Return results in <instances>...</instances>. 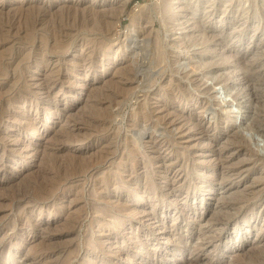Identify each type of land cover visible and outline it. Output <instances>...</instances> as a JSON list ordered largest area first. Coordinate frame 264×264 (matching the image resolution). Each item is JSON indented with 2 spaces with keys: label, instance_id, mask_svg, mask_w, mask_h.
I'll return each instance as SVG.
<instances>
[{
  "label": "rangeland",
  "instance_id": "374dc122",
  "mask_svg": "<svg viewBox=\"0 0 264 264\" xmlns=\"http://www.w3.org/2000/svg\"><path fill=\"white\" fill-rule=\"evenodd\" d=\"M124 1L0 0V264H264V0Z\"/></svg>",
  "mask_w": 264,
  "mask_h": 264
},
{
  "label": "bare ground",
  "instance_id": "6f19581e",
  "mask_svg": "<svg viewBox=\"0 0 264 264\" xmlns=\"http://www.w3.org/2000/svg\"><path fill=\"white\" fill-rule=\"evenodd\" d=\"M126 2H127V1L125 0V1L123 2V5H125ZM168 3H169V2H168ZM166 4H167V3H166ZM89 13H90V12H89ZM30 14H31V13H30ZM32 14H33V13H32ZM148 14H149V13H148ZM26 16H27V15H26ZM82 16H83V15H82ZM94 16H95V15H94ZM33 17H34V16H33ZM141 17H143V15H141L140 18H141ZM145 17H146V15H145ZM25 18H26V17H25ZM29 18H30V17H29ZM31 18H32V17H31ZM62 18H63V17H62ZM81 18H82V17H81ZM98 18H99V17H98ZM147 18H148V17H147ZM7 19H8V18H7ZM38 20H39L38 17H37L36 19L32 18V20H26V25H25V28H24V29H25L24 31H25V33H26V34H25L26 36L24 37L25 42H27V43H32V42H34V41L36 40V38H38V36H37V32H36V31H37V26H38V24H37ZM40 20H41V19H40ZM140 20H141V19H140ZM80 21H81V20H80ZM104 21H105V20H104ZM106 21H107V20H106ZM0 22H1V21H0ZM108 22H110V21L108 20ZM108 22H106V23L108 24ZM103 23H104V22H103ZM107 24H106V25H107ZM12 25H13V24H12ZM12 25H11V26H12ZM106 25H105V26H106ZM109 25H110V24H109ZM102 26H103V25H102ZM80 27H81V26H80ZM82 27H83V25H82ZM110 27H111V25H110ZM10 28H11V27H10ZM10 28L8 27V29H7L6 31L10 30ZM53 28H54V27H53ZM98 28H99V27H98ZM58 29H60V28H58ZM100 29H101V28H100ZM54 30H55V28H54ZM54 30H53V31H54ZM56 31L59 32V30H56ZM56 31L53 32V35H52V36H55L54 33H55ZM100 31H101V30H100ZM4 32H5V31H4ZM8 32H10V31H8ZM68 32H69V31H68ZM106 32H107V30H106ZM50 33H51V32H50ZM59 33H60V32H59ZM6 34H7V32H6ZM9 34H10V33H9ZM56 34H57V33H56ZM0 35H1V34H0ZM7 36H8V35H7ZM41 36H42V40H43V41H46V35H41ZM56 36H57V35H56ZM5 37H6V36H5ZM57 37H58V36H57ZM55 40H56V39H55ZM43 41H41V43H42ZM57 43H58V42H57ZM55 44H56V43H55ZM60 44H63V43L60 42ZM43 45H45L44 49H45V52H46V48H47V46H46V44H43ZM52 46H53V45H52ZM57 46H58V45H57ZM63 46H64V45H63ZM96 46H97V45H96ZM54 47H55V45H54ZM40 49H41V48H40ZM44 49H43V51H44ZM8 50H9V49H8ZM103 50H104V49H103ZM43 51H42V52H43ZM98 51H99V50H98ZM91 52H92V51H91ZM96 52H97V51H96ZM1 55H2V54H1ZM1 55H0V57H1ZM5 55H6V54H5ZM2 56H3V55H2ZM2 58H3V57H2ZM0 65H1V63H0ZM45 66H46V64H45ZM126 73H127V72H126ZM16 74H17V73H16ZM52 74H53V72H52ZM54 74H56V73H54ZM54 74H53V75H54ZM53 75L50 76L49 78H50L51 80L58 81V80H59V79H58V78H59L58 75H54V76H53ZM59 81H60V80H59ZM59 81H58V82H59ZM60 82H61V81H60ZM62 82H63V81H62ZM63 83H64V82H63ZM11 86H12V85H11ZM112 86H113V85H112ZM172 91H174V90H172ZM126 94H127V93H126ZM162 96H163V95H162ZM168 97H169V96H168ZM175 97H176V96H175ZM182 99H183V98H182ZM53 103H54V102H53ZM56 105H57V104H56ZM145 106H146V105H145ZM49 108H50V107H49ZM141 108H142V107H141ZM143 108H144V107H143ZM143 108H142V109H143ZM146 108H147V106H146ZM146 108H145V109H146ZM99 109H100V108H99ZM106 109H107V108H106ZM139 109H140V108H139ZM145 109H143V110L145 111V112H143V114H145L146 111H147V110H145ZM148 109H149V108H148ZM137 110H138V109H137ZM148 111H149V110H148ZM105 112H108V111L105 110ZM141 112H142V110H141ZM101 113H102V112H101ZM139 113H140V111H139ZM143 117H144V116H143ZM147 117H148V115H147ZM145 118H146V117H145ZM145 118H144V119H145ZM158 118H159V117H158ZM151 120H152V119H151ZM142 121H144V120H142ZM145 121H146V120H145ZM145 121H144V122H145ZM140 122H141V121H140ZM136 124H137V123H136ZM32 129H33V128H32ZM144 129H145V128H144ZM144 129H143V130H144ZM144 133H146V132L144 131ZM141 135H143V133H142ZM139 138L142 139V136H140ZM36 149H37V148H36ZM133 149H134V148H133ZM133 151H135V150H133ZM4 152H5V151H4ZM136 153H137V152H136ZM69 156H71V155H69ZM72 157H73V156H72ZM105 157H106V156H105ZM63 158H64V155H63ZM68 158H69V157H68ZM75 158H76V157H75ZM53 159H54V157H53ZM76 159H77V158H76ZM46 160H47V159H46ZM63 160H64V159H63ZM65 160H66V158H65ZM73 160H74V158H73ZM78 160H79V158H78ZM49 161H50V160H49ZM54 161H55V160H54ZM159 161H160V160H159ZM163 161H164V160H163ZM67 162H68V164H70L72 161H70V163H69V159H68ZM67 162H66V163H67ZM76 162L79 163L78 161H76ZM63 163H64V161H62V164H63ZM163 163H164V162H163ZM50 164H52V162H51ZM58 164H59V163H58ZM68 164H67V165H68ZM71 164H73V162H72ZM71 164H70V165H71ZM79 164H80V163H79ZM79 164H77V166H78ZM75 165H76V164H75ZM75 165H74V166H75ZM81 165H83V164H81ZM51 166H52V165H51ZM51 166H50V167H51ZM55 166H56V165H55ZM72 166H73V165H72ZM84 166H85V164H84ZM59 167L65 169V166L63 167V165H62V166L60 165ZM59 167H58V168H59ZM67 167H68V166H67ZM67 167H66V168H67ZM80 167H81V166H80ZM80 167H76V168H80ZM70 168H71V167H70ZM72 168H73V167H72ZM82 168H84V167L82 166ZM82 168H80V170H83ZM54 169H55V168H54ZM54 169H53V171H54ZM74 169H75V168H74ZM56 170H57V169H56ZM59 170H60V169H59ZM80 170H79V171H80ZM31 171H32V170H31ZM61 171H62V170H61ZM63 171H64V170H63ZM63 171H62V172H63ZM66 171H67V169H66ZM66 171H65V174H66ZM83 171H84V170H83ZM83 171H81V172H83ZM55 172H56V171H55ZM71 172H72V170H71ZM56 173L58 174V172H56ZM73 173H74V172H73ZM57 174H55L54 176H56ZM62 174H64V173H62ZM68 174L71 175L72 173H68ZM52 175H53V174H52ZM64 176H66V175H64ZM64 176H63V177H64ZM51 177H52V176H51ZM54 178H55V177H53V179H54ZM58 178H59V177H58ZM64 178H65V177H64ZM54 180H55V179H54ZM60 180H62V179H60ZM60 180H59V181H60ZM24 181H25V180H24ZM52 181H53V180H52ZM56 181H57V179H56ZM60 182H61V181H60ZM232 182H233V181H232ZM53 183H54V181H53ZM51 184H52V183H51ZM58 184H59V182H57L55 185L58 186ZM60 184H61V183H60ZM49 185H50V184H49ZM52 185H53V184H52ZM55 185H54V186H55ZM46 186H47V185H46ZM54 186H53V188H54ZM56 186H55V187H56ZM50 188H51V189H50V192H51V190H52V186H50ZM57 188H58V187H57ZM46 190H47V192L49 191V189H47V188H46ZM50 192H49V193H50ZM45 193H46V192H45ZM44 195H45V194H44ZM117 201H118V200H117ZM258 214H259V211H258ZM257 216H258V215H257ZM107 225H108V224H107ZM26 230H27V229H26ZM121 252H122V251H121Z\"/></svg>",
  "mask_w": 264,
  "mask_h": 264
}]
</instances>
